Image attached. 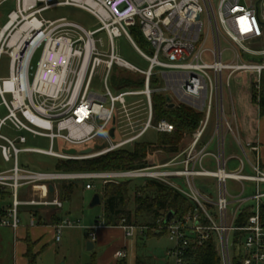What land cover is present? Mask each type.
I'll list each match as a JSON object with an SVG mask.
<instances>
[{
  "label": "built area",
  "instance_id": "2783aa9c",
  "mask_svg": "<svg viewBox=\"0 0 264 264\" xmlns=\"http://www.w3.org/2000/svg\"><path fill=\"white\" fill-rule=\"evenodd\" d=\"M9 0H0V4ZM16 9L10 12L0 32V59L9 56V76L0 77V96L8 114L0 120V151L5 161L13 160V167L0 172V189H10L12 203L0 211V226L17 230L20 225L19 207L28 205L62 206L59 199L21 201L18 190L24 185H44L57 181H86V189H93L92 180L103 185L123 180L154 179L181 191L196 207L164 226L173 246L167 251L170 264H190L187 255L212 235L217 237L222 264H264V223L261 204L264 191V169L259 148L243 145L237 136L238 116L231 91V79L236 75L253 76V86L261 91L264 83V0H15ZM56 5L75 6L88 11L98 20L100 28L86 30L66 18L45 20L43 11ZM205 15V18L203 16ZM205 19V20H204ZM21 23V25H20ZM20 25V26H19ZM132 32L142 36L145 49L140 48ZM104 33L108 40L105 44ZM126 35L149 66L142 70L115 51L114 38ZM224 42V43H223ZM42 46L35 75L29 69L36 50ZM226 54L230 55L226 59ZM106 74L102 92L91 88L92 78L100 66ZM138 74L140 88H115L108 79L114 68ZM152 82L156 87H152ZM229 92V110L225 104ZM160 93L167 105L185 104L203 114V119L191 142L170 160L142 168L86 171L32 172L18 162L21 151L48 155L61 160H83L98 157L142 140L150 130L171 133L174 125L166 119L154 122L153 97ZM9 96V98H7ZM141 98L128 101V97ZM167 97L170 101H167ZM143 110L134 114V110ZM214 121L213 134L203 140ZM10 123L12 129L26 132L33 138L44 137L48 149L26 147V135L10 139L1 128ZM115 128L114 136L110 129ZM232 134L242 155L226 154V136ZM119 136V141H115ZM59 139L70 148H93L89 154H69L54 151ZM104 142H99V140ZM95 144L94 146H89ZM104 145L101 149L97 146ZM214 147V148H212ZM246 148L254 151L248 159ZM239 162L230 168V162ZM247 165L250 171H247ZM188 187L185 190L176 179ZM198 178L216 181L217 198L197 187ZM228 179L255 184V192L232 196ZM252 203V213L243 225L237 221L242 209ZM232 206V208L230 207ZM35 224V217L31 225ZM63 219L53 228L59 241L65 227L75 226ZM126 237L137 232L135 225L122 223ZM239 233L234 239V234ZM92 241L95 232L90 233ZM127 256L125 250L115 253L117 259Z\"/></svg>",
  "mask_w": 264,
  "mask_h": 264
},
{
  "label": "rangeland",
  "instance_id": "374dc122",
  "mask_svg": "<svg viewBox=\"0 0 264 264\" xmlns=\"http://www.w3.org/2000/svg\"><path fill=\"white\" fill-rule=\"evenodd\" d=\"M215 1V7L217 6L218 0ZM16 8L15 4L13 2L8 3L3 6L2 10L5 9H12ZM39 18H43L45 20H55L59 18H66L72 22H75L82 27H84L86 30L90 31H96L100 28V25L98 23V20L90 14L88 11L81 9L79 7L75 6H67V5H56L51 8L46 9L43 11L40 15H38ZM205 18V15L203 16ZM205 20V19H204ZM5 22V19L2 21V23ZM21 25V23H20ZM19 25V26H20ZM134 35V34H133ZM99 37H102V40L105 44L108 43V40L106 38V35L104 33H101L98 35ZM136 44L142 48L145 49V44L143 39H140L139 37H134ZM114 48L116 53L129 62L130 64L142 69L146 70L149 66V63L147 60H145L141 54L137 51V49L132 45V43L129 41L126 35H121L114 38ZM224 43V42H223ZM42 54V46H40L36 52L33 55L32 63L30 65L29 69V78L30 80L33 79L37 63L40 60ZM230 55L226 54V59H229ZM9 64L10 59L8 55H3L0 61V75L2 78H7L9 76ZM119 73H122L124 75H129L132 78H141L140 75L128 72L126 70H122L120 68L115 67L111 76L108 79V85L113 93H117L118 89H115L114 87V78L119 75ZM106 74V68L105 66H100L95 73V75L92 78L91 82V88L92 90L96 92H102L104 88V79ZM247 74H241L236 75L232 77L231 79V91L232 96L235 102L236 111L238 110V113L242 107V105L239 102L238 97V87H237V81L238 77L245 78ZM141 85L138 87L140 88ZM152 87H156V83L152 82ZM264 89V83L261 87V91ZM154 96H163V94L157 93ZM9 98V96H7ZM141 98L140 96L136 97H128V101H133ZM1 102V100H0ZM153 103H156L154 101L153 97ZM225 104L227 107V114H230V106H229V92L226 91V98H225ZM138 110H134V114H140L143 112L142 107H139ZM8 114L7 109L5 106L0 105V120L4 118ZM252 116V115H251ZM249 116V117H251ZM253 117H256L258 119L260 118L258 110L253 114ZM203 119V118H202ZM202 121V120H201ZM253 127V126H252ZM252 127H249V131L254 134V137L257 138L258 134V124L256 127V131H252ZM255 127V126H254ZM253 127V128H254ZM214 129V121L212 119V123L208 127L206 133L204 134L203 140H208L212 134ZM196 132V131H195ZM194 132V133H195ZM1 133L4 136L9 137L10 139H15L19 135H26L28 138V142L26 144H19L17 142V146L20 148H26V147H33V148H41V149H48L49 148V141L44 137H36L33 138L31 135L27 134L26 132H18L12 129L10 126V123H6L1 128ZM193 133V134H194ZM244 128L239 123L238 129H237V136L240 138V135H243ZM192 135L187 136L184 141L182 142L181 148L184 149L192 140ZM158 132L150 129L142 138V141L148 142V143H155L158 139ZM120 137L117 136L115 141H119ZM99 142H104L102 139L99 140ZM95 144H90L89 146H94ZM133 144H129L126 147L132 148ZM69 145L62 142L59 139L55 140L54 144V151L56 152H64L68 150ZM84 147H77L78 152H81ZM125 148V147H124ZM214 148V147H212ZM246 150H248L246 148ZM226 154H237L242 155V151L239 147V145L235 142L234 136L232 134H227L226 136ZM164 154L161 153V151L156 152L152 155V162L158 163L162 159ZM60 159H57L55 157H51L44 154L34 153V152H28V151H21L18 155V162L20 167L28 169L32 172H55L56 171V165L59 162ZM13 160L12 161H5L2 158V155L0 156V170H8L13 167ZM239 164L238 161L233 160L230 162V168H235ZM248 166V165H247ZM198 178L196 180L197 187L200 188L199 183L202 182H209L210 178ZM215 180V179H214ZM176 183H179L180 186H182L185 190L188 189L186 184L182 182L181 179H176ZM68 182V181H66ZM73 182V192L69 196L68 200L65 201L63 213L68 212V218L71 219L76 223L73 227H65L62 230L63 238L61 242L56 243L54 241V232L53 230L49 228L45 229V234L43 235V242L45 244V250L37 256L38 251L37 245L35 242H32L31 240H28V248L26 255H31L33 257H36L35 264H50L53 262L54 258H56L59 262H65L66 264H86L91 262L94 255L97 257V264H113L112 256L115 253V251L120 248L123 245H126L127 247V256L120 260V264H136V258L137 257H143L150 261L151 263L155 264H168L171 263V259L167 256V251L173 246L172 241L168 238L167 233H164L162 235H155L153 234V231H159L161 230V224L159 221H156V224H150L152 221V216L146 214L141 219L136 221L133 218V221L135 222V226L137 227V232L135 236L126 238L124 236L123 228L119 229H108L105 234H102L100 239L98 240V243L96 247L93 250L87 249V242L92 241L89 237L90 229L94 228L97 224L96 221H99V225H103V216H104V204L101 202L99 205H95L93 207L90 206V203L94 197L95 194H100L102 196L103 193V183L99 179L92 180L91 183L93 184L94 188L91 190H87L85 188L86 181L83 180H72ZM144 179H133L130 188V197L131 201L129 204V208L131 210H134V187L135 186H143L145 184ZM216 184V183H215ZM227 188L229 193L232 196H236L241 194L242 187L244 186V195H251L255 192V184L252 182L245 181L242 183L228 179L226 182ZM39 186V185H38ZM261 190L264 191V183L260 185ZM30 192V185H25L19 188V198L23 199L25 197H28ZM212 198H217V187L215 186V189L213 190ZM12 194L10 189H5L3 191V194L0 195V208L3 205H9L12 203ZM232 208V206H230ZM19 218L21 220L22 225H26L28 222V219L26 218V214H24L23 210H20ZM149 223V224H148ZM99 229L102 231H105L104 228H98L94 231L97 232ZM14 232L11 228L1 227L0 226V264H25V261L14 263V255L16 253L14 248ZM37 250V251H36Z\"/></svg>",
  "mask_w": 264,
  "mask_h": 264
},
{
  "label": "trees",
  "instance_id": "16d2710c",
  "mask_svg": "<svg viewBox=\"0 0 264 264\" xmlns=\"http://www.w3.org/2000/svg\"><path fill=\"white\" fill-rule=\"evenodd\" d=\"M134 37L142 39L140 33L132 32ZM238 97L242 105L241 111L251 107L252 113H247L245 119L248 120L246 129L249 136L253 139V144H256L254 134L249 131H256L257 118L253 114L258 110L260 118H264V89L257 92L253 86V76L246 75L245 78L238 77ZM142 85V78H132L129 75L119 73L114 78L115 88H138ZM154 122L160 119H166L174 125V130L171 133H158V139L155 143H148L142 140L135 142L132 148H120L111 151L107 154L83 160H59L56 165L58 172H86V171H112L142 168L154 164L151 160L152 155L161 151L164 156L160 162L170 160L174 155L179 153L182 148L184 139L192 135L199 127L203 118V114L193 108L179 104L174 108H169L164 96H154ZM252 115V116H251ZM251 116V117H249ZM253 137V138H252ZM201 178L200 180H202ZM145 184L141 187H134V210L129 208L131 201L130 184L131 179L123 180L120 183L109 182L103 186L101 200L104 204L103 224L106 226H120L122 223L128 225H136L135 222L141 219L144 215L152 216L150 224H156L159 221L161 225H165V220L170 212L174 213L171 218H180L196 207L195 203L184 195L177 188L159 182L154 179H146ZM216 181L210 178L209 182L199 183L200 189L209 194H213L216 186ZM73 182H62V196L68 198L73 192ZM3 191L0 189V195ZM261 218L264 223V201L261 204ZM252 213V203L247 204L238 219L237 224L243 225L246 218ZM133 218L136 221H133ZM170 220V221H171ZM169 221V222H170ZM168 222V223H169ZM99 224V221H97ZM149 224V223H148ZM167 233L163 228L159 231H153L155 235ZM239 233L234 234V239ZM30 264H35L36 257L27 254ZM190 264H222L221 255L218 249V241L215 235H212L202 245L191 249L187 255ZM86 264H97L96 255L93 256L91 262ZM136 264H155L151 263L143 257L136 258ZM170 264V263H168Z\"/></svg>",
  "mask_w": 264,
  "mask_h": 264
},
{
  "label": "crops",
  "instance_id": "0c3cea01",
  "mask_svg": "<svg viewBox=\"0 0 264 264\" xmlns=\"http://www.w3.org/2000/svg\"><path fill=\"white\" fill-rule=\"evenodd\" d=\"M11 2H13L15 4V7L17 6L15 0H9L7 2H4V3L0 4V32H1L2 28L6 25L10 12H12V11H14L16 9V8H12V9L2 10L4 5H6L8 3H11ZM4 19H5V22L2 23V21ZM3 55H5V54H3ZM2 56H1V58H2ZM0 61H1V59H0ZM0 77H1V75H0ZM0 100H1L0 105H2L1 96H0ZM251 110H252V108L248 107V108H245L242 111L240 110L239 113H238V110L236 111L237 112V116H238V122L244 128L243 135H240V140H241L243 145H247L248 143L253 144V139L250 138L249 132L246 129V126H249L248 125V120L245 119L247 113H249V112L252 113ZM257 124H258L259 130H258L257 138H255V140H256V144L255 145L259 148L260 162H261L262 168L264 169V121H263V119H258L257 120ZM247 149L248 150H246V153H247L248 159L250 161H252L254 159V154L255 153L251 149H249V148H247ZM1 155L2 154H1V151H0V156ZM1 171H5V170H0V172ZM247 171H250V167L249 166H247ZM62 182H64V181H57V182L47 183L46 188L44 187V185H39L38 186V185L29 184L30 185L29 195H28V197H25L23 199L19 198V193H18V198L21 201H28V200H31V199L43 200V201L49 200L50 201L52 199H59L62 202V206L59 207V206H55V205H28V204H22L19 207V214H20V210L22 209L24 214H26V218L28 219V221H27L28 223L26 225H22L21 224V220H20V225L17 228V230H13L11 228L13 230V232H14V237H15V239H14L15 240L14 241V248H15L16 253L14 255V260H13L14 263L25 261V264H30L29 258L26 255L27 248H28V240H31L32 242L36 243L37 248H38L37 250H39L41 248L38 251L37 256L40 255L45 250V244L43 242V235L45 234V229L44 228H46V227L51 229V230H53V232H54V241L56 243L61 242L63 236H61V239L59 241H56V239H55V231H54L53 226L56 223L61 222L63 219H66V218L69 219L68 218V214L69 213L68 212L63 213L65 201L68 200L69 197L66 198V197L62 196V191H61ZM69 182L70 181H68L66 183H69ZM50 185H53V191H50V189H49ZM87 190H91V189H87ZM9 205H3L0 208V211L3 210L4 208H7ZM32 217H35V224L34 225H31ZM99 227L100 228L101 227L104 228L105 231H102L101 229H99L97 232H95L94 230L98 229ZM8 228H10V227H8ZM119 228H122V227H120V226H106L104 224L103 225L96 224L94 228H89L90 229V233L91 232H95V235H96V238L93 241L94 242V248L96 247V245L98 243V240L100 239L101 235L105 234L106 232H108L107 231L108 229H119ZM90 233H89V237L91 238ZM62 235H63V233H62ZM124 236H125V233H124ZM126 238H130V237H126ZM118 250H125L126 254H127L126 245H123L120 248H118L115 251V253ZM115 253L112 256L113 264H120V260L121 259H117L115 257ZM50 264H66V263L65 262H59L56 258H54L53 262H51Z\"/></svg>",
  "mask_w": 264,
  "mask_h": 264
},
{
  "label": "water",
  "instance_id": "95a60500",
  "mask_svg": "<svg viewBox=\"0 0 264 264\" xmlns=\"http://www.w3.org/2000/svg\"><path fill=\"white\" fill-rule=\"evenodd\" d=\"M167 101H170V98L169 97H167ZM168 107L169 108H174L175 107V104L174 103H169L168 104ZM114 131H115V128L114 127L112 129H110V135L112 137L114 136ZM103 147H104V145L97 146L96 149H101ZM92 151H93V148L89 147V148L83 149L81 151V153L82 154H89ZM66 152L69 153V154H76L77 153V149L71 148V149L67 150ZM49 189H50V191H53V185H50L49 186ZM101 201H102L101 200V195L100 194H95L94 197H93V199H92V201H91V203H90V206L93 207L95 205H99L101 203ZM173 216H174V213L173 212H170L168 214L167 219L165 220V223H168ZM93 248H94V242L93 241H88L87 242V249L88 250H92ZM237 264H239V263H237Z\"/></svg>",
  "mask_w": 264,
  "mask_h": 264
}]
</instances>
